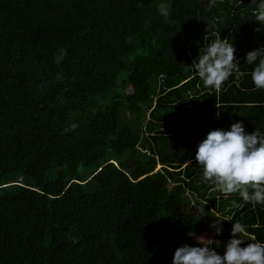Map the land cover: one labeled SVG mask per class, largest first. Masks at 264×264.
Returning <instances> with one entry per match:
<instances>
[{"label":"trees","instance_id":"trees-1","mask_svg":"<svg viewBox=\"0 0 264 264\" xmlns=\"http://www.w3.org/2000/svg\"><path fill=\"white\" fill-rule=\"evenodd\" d=\"M259 2L171 0L170 24L159 0H0V264H170L210 213L264 240V205L215 191L195 159L210 130L264 134L244 61L264 48ZM218 38L245 73L219 93L192 64Z\"/></svg>","mask_w":264,"mask_h":264},{"label":"clouds","instance_id":"clouds-1","mask_svg":"<svg viewBox=\"0 0 264 264\" xmlns=\"http://www.w3.org/2000/svg\"><path fill=\"white\" fill-rule=\"evenodd\" d=\"M157 11L165 21L174 23L170 18L171 0H159ZM254 17L258 25H264V0H260ZM235 52L233 42L229 43L227 38L215 39L203 51L200 49L198 59L196 57L192 64L205 87L219 93L230 77L245 74ZM66 55V48L57 49L55 63H61ZM244 61L253 65L250 75L254 87L264 89V48L249 51ZM216 107L220 109L217 104ZM220 114L217 111L215 116L218 118ZM195 159L203 169V180L212 184L215 191L225 197L238 193L245 203L264 205V134L258 129L246 132L240 120L228 129L210 130L198 143ZM210 214L214 217L210 223L213 234L198 235L195 229L188 230L187 235L196 243H181L170 264H264V240L250 236L246 225L240 221ZM224 221H233L226 242L217 238L224 231ZM220 245L224 246L223 253L217 251Z\"/></svg>","mask_w":264,"mask_h":264},{"label":"rangeland","instance_id":"rangeland-1","mask_svg":"<svg viewBox=\"0 0 264 264\" xmlns=\"http://www.w3.org/2000/svg\"><path fill=\"white\" fill-rule=\"evenodd\" d=\"M253 1V0H252ZM127 91H131V87H128L127 88ZM188 194V193H187ZM192 206L194 205L195 207H194V209L193 210H196V208L200 211L201 209H202V211L204 210V205H202V204H194V202H192V204H191ZM205 210L207 211V208H205ZM208 212H206V213H204L205 215H208L207 214ZM208 218H209V216H208ZM207 223H208V219H207ZM198 235L199 234H204V235H212L213 234V229H211V227H210V223L209 224H207L206 225V227L203 229V230H201L200 232H198L197 233ZM246 243H247V241H246ZM213 247H214V245H213ZM218 251V250H217ZM220 252V251H219ZM222 253V252H221Z\"/></svg>","mask_w":264,"mask_h":264},{"label":"crops","instance_id":"crops-1","mask_svg":"<svg viewBox=\"0 0 264 264\" xmlns=\"http://www.w3.org/2000/svg\"><path fill=\"white\" fill-rule=\"evenodd\" d=\"M255 128V126H253Z\"/></svg>","mask_w":264,"mask_h":264}]
</instances>
